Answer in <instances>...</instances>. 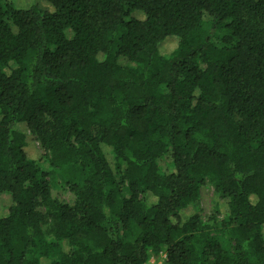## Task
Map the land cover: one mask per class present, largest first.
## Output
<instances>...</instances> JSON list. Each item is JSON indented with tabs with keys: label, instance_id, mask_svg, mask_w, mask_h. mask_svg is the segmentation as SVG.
<instances>
[{
	"label": "trees",
	"instance_id": "1",
	"mask_svg": "<svg viewBox=\"0 0 264 264\" xmlns=\"http://www.w3.org/2000/svg\"><path fill=\"white\" fill-rule=\"evenodd\" d=\"M243 10L264 26V0L0 4V264H264V35ZM27 133L72 168L74 206ZM207 180L233 255L201 222Z\"/></svg>",
	"mask_w": 264,
	"mask_h": 264
},
{
	"label": "rangeland",
	"instance_id": "2",
	"mask_svg": "<svg viewBox=\"0 0 264 264\" xmlns=\"http://www.w3.org/2000/svg\"><path fill=\"white\" fill-rule=\"evenodd\" d=\"M245 1V0H244ZM257 1V0H252ZM16 0H0L2 5H13ZM241 17L250 25L258 27L264 35V26L260 25L257 19L253 15L248 13L246 10L241 12ZM67 38H71L72 32L67 30L65 32ZM221 36V35H220ZM219 35L213 38V42L219 46L218 38ZM176 46V41L174 39L167 40L162 47L163 52L166 54L171 52ZM239 119L235 122L238 123ZM20 130L26 131L23 125H18ZM26 152L29 156L39 159V167L44 174L45 180L48 184L50 194L53 200L68 206H74L77 199L76 196L69 190L68 182L73 179V170L70 167H63L61 169H54L51 165L50 156L42 149L40 142L34 135H29L27 133V147ZM124 183V188H126V181L121 177L118 179ZM126 192V191H125ZM200 206H201V222L204 226L212 228L211 234L218 237L219 247L228 254L233 255L235 253L236 243L231 238L228 230L223 229L221 226V219H223V213L219 210L217 200L214 194V189L212 184L207 180L200 187ZM216 210H218L216 212ZM37 211L42 215H45L44 209L38 207ZM215 215V216H213ZM215 218V222L213 219ZM49 223L45 222L42 229L44 232H48ZM212 259V257H209ZM146 264H166L165 255L160 254L158 256H151Z\"/></svg>",
	"mask_w": 264,
	"mask_h": 264
}]
</instances>
